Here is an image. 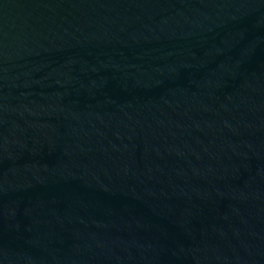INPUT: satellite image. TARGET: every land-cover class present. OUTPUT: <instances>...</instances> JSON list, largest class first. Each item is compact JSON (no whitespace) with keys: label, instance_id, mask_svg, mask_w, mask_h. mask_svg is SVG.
<instances>
[{"label":"water","instance_id":"95a60500","mask_svg":"<svg viewBox=\"0 0 264 264\" xmlns=\"http://www.w3.org/2000/svg\"><path fill=\"white\" fill-rule=\"evenodd\" d=\"M0 264H264V0H0Z\"/></svg>","mask_w":264,"mask_h":264}]
</instances>
